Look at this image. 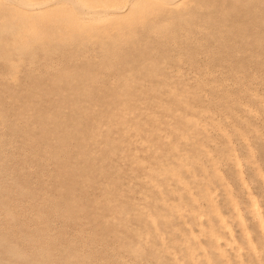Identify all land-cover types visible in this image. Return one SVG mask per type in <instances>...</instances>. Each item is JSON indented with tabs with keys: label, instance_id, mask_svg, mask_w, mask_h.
<instances>
[{
	"label": "rangeland",
	"instance_id": "rangeland-1",
	"mask_svg": "<svg viewBox=\"0 0 264 264\" xmlns=\"http://www.w3.org/2000/svg\"><path fill=\"white\" fill-rule=\"evenodd\" d=\"M28 1L0 0V239L264 264V0Z\"/></svg>",
	"mask_w": 264,
	"mask_h": 264
},
{
	"label": "bare ground",
	"instance_id": "bare-ground-1",
	"mask_svg": "<svg viewBox=\"0 0 264 264\" xmlns=\"http://www.w3.org/2000/svg\"><path fill=\"white\" fill-rule=\"evenodd\" d=\"M14 1H16L17 3H19V4H21L22 6H25L26 8V10L27 11H31V10H33L36 6H41V5H43V4H45V2L46 1H42V2H36V3H31V2H29L28 0H14ZM72 1V0H71ZM76 2V4L75 5H79V3H77V0H75ZM98 1H102V3H103V1L104 0H98ZM176 2V0H166V2ZM178 1V0H177ZM72 2H74V0L72 1ZM165 2V1H164ZM169 2V3H170ZM172 3V4H173ZM81 4V3H80ZM175 4V3H174ZM103 5V8H106V7H111V6H114V5H105V3H103L102 4ZM79 6H81V5H79ZM121 6H118V5H116V6H114V8L115 9H119ZM102 8V7H101ZM79 9H81V8H79ZM83 9V8H82ZM88 10H90V9H88ZM93 10V9H92ZM95 10V9H94ZM103 10H105L106 11V9H103ZM77 12H80V11H77ZM101 12H104V11H102L101 9H98L97 11H93L91 14H93V15H98L99 13H101ZM81 13V12H80ZM89 13V14H90ZM83 14H85L84 12H83ZM86 14H88V12L86 13ZM81 15H82V13H81ZM92 15V16H93ZM84 16V15H83ZM23 20V19H22ZM20 21V20H19ZM21 22H24V21H21ZM20 22V23H21ZM27 22V21H26ZM22 25V24H21ZM23 25H24V23H23ZM66 135V134H65ZM75 135V134H74ZM71 136H72V134H71ZM73 138H74V136H72ZM61 138H63V135H62V137L60 136V139ZM67 138V137H66ZM70 138V137H69ZM72 139V138H71ZM64 140H66V139H64ZM58 141H59V137H58ZM63 142V141H62ZM60 143V142H59ZM64 143V142H63ZM63 143L61 144V145H63ZM194 144V143H193ZM60 145V146H61ZM193 148V147H192ZM194 151V150H193ZM196 151V150H195ZM58 153V152H57ZM55 154V153H54ZM56 156V155H55ZM211 199V198H210ZM233 203V202H232ZM254 209V208H253ZM256 209V208H255ZM9 213H11L10 211H9ZM254 213L256 214V216H257V209L256 210H254ZM259 215V214H258ZM258 218V217H257ZM221 222V221H220ZM222 224V223H221ZM226 224V223H225ZM259 224V223H258ZM4 235V234H3ZM2 235V236H3ZM213 235V234H212ZM2 236H1V238H2ZM5 236V235H4ZM3 236V237H4ZM6 238V237H5ZM7 240H8V238H7ZM215 241H216V239H215ZM11 242V241H10ZM217 243V242H216ZM249 243V242H248ZM14 244V243H13ZM217 245V244H216ZM17 246V245H16ZM42 249H44V248H42ZM38 253V252H37ZM29 255V254H28ZM29 257V256H28ZM63 258H62V260H61V264H70L71 262H74V261H72L73 260V256L72 255H66V256H62ZM76 257V256H75ZM4 260H6L7 262H5L4 263ZM39 260V259H38ZM76 260V259H75ZM40 261V260H39ZM40 262H42V261H40ZM78 262V261H77ZM220 262V261H219ZM0 264H50V263H47V262H43V263H39V262H37V261H34V258L31 256V258H26V257H24V255L22 254V252L20 251V250H18L16 247H14L11 243H9L8 241H5V240H1L0 239ZM72 264V263H71ZM74 264V263H73Z\"/></svg>",
	"mask_w": 264,
	"mask_h": 264
}]
</instances>
